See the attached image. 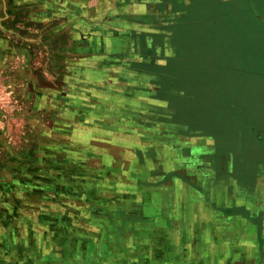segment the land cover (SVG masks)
<instances>
[{
	"label": "rangeland",
	"instance_id": "374dc122",
	"mask_svg": "<svg viewBox=\"0 0 264 264\" xmlns=\"http://www.w3.org/2000/svg\"><path fill=\"white\" fill-rule=\"evenodd\" d=\"M222 6L0 0V264H264V10L230 121Z\"/></svg>",
	"mask_w": 264,
	"mask_h": 264
},
{
	"label": "crops",
	"instance_id": "0c3cea01",
	"mask_svg": "<svg viewBox=\"0 0 264 264\" xmlns=\"http://www.w3.org/2000/svg\"><path fill=\"white\" fill-rule=\"evenodd\" d=\"M223 1V16H229V17H235L238 20L239 25V39H236V32L235 28L230 25H228V29H225L223 31L222 35L216 34L215 38L217 41H224V47L222 48L223 57H222V63L227 65L225 69L227 71H230L228 74H225V76H235V79L230 80L227 82V87L230 88L229 92V99L228 101H219L217 100L218 108L224 112L227 115L228 120L230 121H236L237 118H248V110H250L253 106L249 105L247 102V97L242 88L244 84L241 86V83L237 82L238 79H240L239 76H251L252 71L251 69L256 65L258 62H261L258 60V49H256V45L254 40H252L253 37L257 35L258 30H260V25L257 23V21L254 19V16H260L259 10H264V0H222ZM251 1V5H248V2ZM227 2V3H226ZM257 14H256V13ZM234 32H233V31ZM224 37V38H221ZM200 49H198L199 52ZM260 53V52H259ZM261 57V54L259 58ZM185 73L183 72V68L178 67L177 68V81L180 80L179 76H195L196 73H199L198 71H195L193 68L188 67V69H185ZM246 71V72H244ZM249 80V79H248ZM208 89V88H207ZM204 90H206V87L201 88L200 91L204 93ZM225 91V90H223ZM191 98V103L195 105H200L201 103L191 97V91L189 92H178L177 96H183ZM223 97V95H220ZM201 100L207 99L208 102H212L211 99L213 97L215 98V94H208L201 96ZM225 98V97H224ZM199 109V108H198ZM215 111L218 113L217 107H214ZM178 112V111H177ZM185 114L189 113L191 114L192 111H183ZM239 114L240 117L237 116ZM220 116V115H219ZM192 117V114H191ZM245 119V120H246ZM219 120V118L217 119ZM199 123V121H197ZM174 129L172 130L177 133V137L182 139H193L195 138H202L206 137L208 139V135L204 133H199L198 131L192 132L188 130L187 123H174L172 121L171 124ZM251 125L245 126L243 123V128H250ZM188 130V133L185 134V130ZM180 130L181 133L179 132ZM182 134V135H181ZM187 143V142H185Z\"/></svg>",
	"mask_w": 264,
	"mask_h": 264
}]
</instances>
